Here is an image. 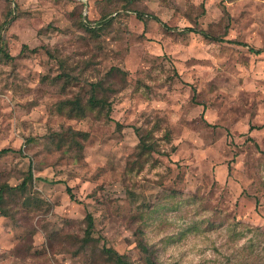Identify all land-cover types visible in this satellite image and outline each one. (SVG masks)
Instances as JSON below:
<instances>
[{
	"label": "rangeland",
	"instance_id": "374dc122",
	"mask_svg": "<svg viewBox=\"0 0 264 264\" xmlns=\"http://www.w3.org/2000/svg\"><path fill=\"white\" fill-rule=\"evenodd\" d=\"M80 2L0 0V264H264V0Z\"/></svg>",
	"mask_w": 264,
	"mask_h": 264
},
{
	"label": "trees",
	"instance_id": "16d2710c",
	"mask_svg": "<svg viewBox=\"0 0 264 264\" xmlns=\"http://www.w3.org/2000/svg\"><path fill=\"white\" fill-rule=\"evenodd\" d=\"M80 1H82V2H80L82 5L85 4L84 0H80ZM137 16L143 21L147 20V16H145V14L143 12H137ZM149 16L151 19H155V20L160 21L158 19V17H156L155 15H149ZM88 18H89L88 15H84L83 24H85L87 30L94 31V32H96L98 30L97 28L101 27L105 23L110 22L109 20H107L106 22H103V21L97 22V21H95V19L90 20ZM187 30L200 33L201 35H203L206 38H213L215 40H220L217 37H213L212 35H210L209 33H207L204 30H199V29H196L194 27H189ZM261 51H262L261 49L256 50V52H261ZM95 83H93V87H92L94 89V93L87 99V101L85 103H83V101L80 97H76L74 99H67L61 103V106L59 107V108H61V111L67 110L66 112L69 116L84 117L87 115L88 110L89 111H95L96 109H98L100 112H102V110L106 109L105 115L107 116V119L113 120L111 117V113H110L112 105H111V103L108 102V100L106 98L97 96L95 91L97 92L100 83L99 82H95ZM95 85H96V90H95ZM137 132L140 136L139 146L141 147V152L142 153H150V151L151 152H153L154 150L156 151V146H154L153 143H148L146 141L145 137L141 134V130L139 128H137ZM79 134L85 135L82 132H79ZM166 136H169V134L166 133ZM11 151H12L11 148L0 149V155L7 154ZM32 178H33V170H32V167L30 165L29 170H28V175L24 178L22 183L17 187L24 188L26 186L27 182L29 180H31ZM13 188H15V187H13ZM67 190L70 193V196L73 198L74 195L72 193L71 187L68 186ZM4 193H5V187L2 186V187H0V202L4 200ZM3 215H5V213L3 211V207L0 205V216H3ZM85 219L87 222L86 230H85V234H86L85 240L88 241L89 239H91L93 237L92 235H93V231H94L96 225L94 222L93 215L91 213H87ZM141 246H142V249L144 251L149 252L148 246H146L145 244H142V243H141ZM103 251L107 256L108 261L111 262V264H136V263L128 260L122 253H120L118 250H116L113 247H104ZM148 260L150 261L151 264H154V260L150 256H149Z\"/></svg>",
	"mask_w": 264,
	"mask_h": 264
}]
</instances>
